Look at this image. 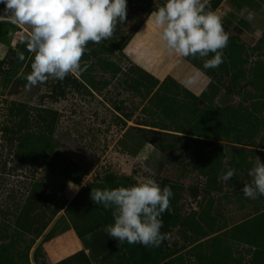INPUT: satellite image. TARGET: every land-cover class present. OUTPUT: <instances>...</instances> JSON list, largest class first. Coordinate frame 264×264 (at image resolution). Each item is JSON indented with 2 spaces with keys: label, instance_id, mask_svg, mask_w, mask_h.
Segmentation results:
<instances>
[{
  "label": "rangeland",
  "instance_id": "374dc122",
  "mask_svg": "<svg viewBox=\"0 0 264 264\" xmlns=\"http://www.w3.org/2000/svg\"><path fill=\"white\" fill-rule=\"evenodd\" d=\"M218 1L231 26L215 69L164 50L147 21L166 0H127L126 21L87 45L79 72L32 87L31 28L0 19V264H264V196L241 191L264 162V0ZM128 128L145 139L135 157L117 144ZM49 147L87 171L81 186L46 164ZM145 177L174 193L170 238L95 259L82 235L114 221L92 188Z\"/></svg>",
  "mask_w": 264,
  "mask_h": 264
},
{
  "label": "clouds",
  "instance_id": "9594fccd",
  "mask_svg": "<svg viewBox=\"0 0 264 264\" xmlns=\"http://www.w3.org/2000/svg\"><path fill=\"white\" fill-rule=\"evenodd\" d=\"M0 4L5 5L0 19L31 28L28 47L35 55L26 76L28 87L49 79L62 81L79 72L87 45L111 39L116 26L127 19V0H0ZM149 23L160 29L168 55L200 58L204 69L223 63L230 36L221 18L202 0H166L151 12ZM199 74L198 70L196 77ZM196 77L188 83H195ZM235 174V169H229L220 179L228 181ZM248 175L251 181L241 190L245 197L264 196V162L259 156ZM75 187L70 181L69 188ZM173 195L170 186L162 188L145 177L129 187L92 188L90 198L112 211L114 222L103 228L105 235L120 244L159 247L170 238L161 229L162 216L169 211Z\"/></svg>",
  "mask_w": 264,
  "mask_h": 264
},
{
  "label": "trees",
  "instance_id": "16d2710c",
  "mask_svg": "<svg viewBox=\"0 0 264 264\" xmlns=\"http://www.w3.org/2000/svg\"><path fill=\"white\" fill-rule=\"evenodd\" d=\"M220 5V1L215 0L210 3V10L214 11ZM223 27L229 30L230 24L222 22ZM117 144L124 149L128 154L135 157L144 148L145 139L139 137L133 133L132 128H128L121 138L117 141ZM46 164L57 171L68 182L71 181L76 186H81L82 181L88 176L87 171L81 167L78 163L74 162L66 155L56 150L53 147H49V158L46 160ZM111 224L109 222H103L95 227L89 229L86 235H82V238H86L88 250L91 255L101 261L111 259L116 255L124 246V243L120 244L117 240L112 239L105 235L103 228Z\"/></svg>",
  "mask_w": 264,
  "mask_h": 264
},
{
  "label": "crops",
  "instance_id": "0c3cea01",
  "mask_svg": "<svg viewBox=\"0 0 264 264\" xmlns=\"http://www.w3.org/2000/svg\"><path fill=\"white\" fill-rule=\"evenodd\" d=\"M77 163V162H76ZM73 184V183H72ZM74 185V184H73Z\"/></svg>",
  "mask_w": 264,
  "mask_h": 264
}]
</instances>
